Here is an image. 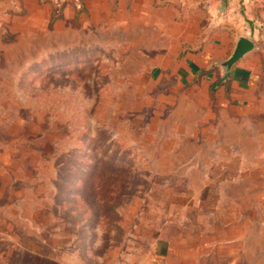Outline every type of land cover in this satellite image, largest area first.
I'll return each mask as SVG.
<instances>
[{"label":"rangeland","instance_id":"rangeland-1","mask_svg":"<svg viewBox=\"0 0 264 264\" xmlns=\"http://www.w3.org/2000/svg\"><path fill=\"white\" fill-rule=\"evenodd\" d=\"M135 3L24 0L0 17V264H137L169 246L248 264L232 110L200 72L230 38Z\"/></svg>","mask_w":264,"mask_h":264},{"label":"crops","instance_id":"crops-1","mask_svg":"<svg viewBox=\"0 0 264 264\" xmlns=\"http://www.w3.org/2000/svg\"><path fill=\"white\" fill-rule=\"evenodd\" d=\"M16 1L24 0H0V17L11 16ZM139 1H143L142 7L136 3L131 7L135 15L142 10L156 16L177 17L179 22L185 18H199L201 30L207 32L206 40L212 33L221 34L216 39L230 38L228 56L240 36L255 45L254 51L237 61L230 70L220 66L227 56L200 72L211 80V84L217 85L214 95L222 100L221 106L231 107L230 177L233 192L246 194L242 198L248 202L245 212L247 233L243 236L247 242L248 264H264V0ZM197 55L203 63L209 59L204 48ZM256 202H262V215L258 217ZM256 223L259 225L258 237L254 234ZM180 257L179 252L169 246L167 250H155L151 258L137 264L207 263V260L202 261L201 252L188 256L185 250L186 258Z\"/></svg>","mask_w":264,"mask_h":264},{"label":"water","instance_id":"water-1","mask_svg":"<svg viewBox=\"0 0 264 264\" xmlns=\"http://www.w3.org/2000/svg\"><path fill=\"white\" fill-rule=\"evenodd\" d=\"M254 49L255 45L250 39L240 36L237 38L231 54L226 60L220 63V66L225 70H230L237 61L253 52Z\"/></svg>","mask_w":264,"mask_h":264},{"label":"trees","instance_id":"trees-1","mask_svg":"<svg viewBox=\"0 0 264 264\" xmlns=\"http://www.w3.org/2000/svg\"><path fill=\"white\" fill-rule=\"evenodd\" d=\"M216 87H217V85L215 83L210 85V96L211 97H214Z\"/></svg>","mask_w":264,"mask_h":264}]
</instances>
